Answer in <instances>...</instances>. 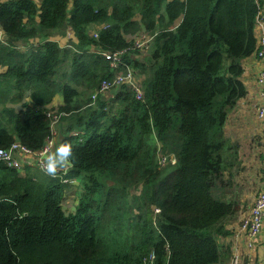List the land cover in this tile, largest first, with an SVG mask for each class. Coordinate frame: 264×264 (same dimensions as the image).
Segmentation results:
<instances>
[{"label":"trees","instance_id":"trees-1","mask_svg":"<svg viewBox=\"0 0 264 264\" xmlns=\"http://www.w3.org/2000/svg\"><path fill=\"white\" fill-rule=\"evenodd\" d=\"M257 11L256 0H0V149H42L54 111L74 161L56 178L0 161V264H218L239 207L213 188L229 163L227 115L247 94ZM69 28L76 41L53 39ZM144 33L153 39L141 60L133 38ZM121 50L144 99L123 85L93 102L116 74L104 52ZM25 93L33 104L8 106ZM57 94L62 104L49 107ZM159 150L176 162L160 167Z\"/></svg>","mask_w":264,"mask_h":264},{"label":"crops","instance_id":"crops-1","mask_svg":"<svg viewBox=\"0 0 264 264\" xmlns=\"http://www.w3.org/2000/svg\"><path fill=\"white\" fill-rule=\"evenodd\" d=\"M102 27L104 25L95 24L90 30L95 32L102 29ZM255 33L258 46L260 29L256 28ZM0 38H5L4 33L1 31ZM53 39L57 40L62 46L67 45L69 41H76L71 28L67 29L65 35H55ZM40 41L41 39H38L36 42ZM29 45H31L29 42H24L21 47L27 48ZM148 54L149 52L140 59L143 60ZM242 66L241 80L246 87L247 94L237 101L227 115L223 130L227 139L228 150L226 156L229 163L224 172L223 181H219L213 188V195L216 199L236 203L239 209L234 217L225 220L224 230L227 233L220 234L218 237L223 253L222 260L218 264H264V221L260 232L254 238H249L245 233L239 232L242 220L249 214L254 205L256 195L264 188V142L261 139L264 119H260L256 113L262 89L258 82V74L264 64L255 51L242 60ZM4 70L5 68H0V72ZM136 77L142 82V76L138 72H136ZM119 88L112 89L102 97L104 99L112 98L114 91H118ZM26 99L28 103L33 104L29 93H25L21 101L17 103L10 102L8 106H15V109H19V106L22 108ZM62 102V96L57 94L48 106H60ZM62 127L61 123L58 124L60 134L57 137V143L63 137ZM22 158L26 165L19 169L21 175H26L28 168L31 171L40 170L33 163L32 156H22ZM70 184L71 186L66 189L63 197V206L67 212L75 211L80 192L83 189L79 177L72 179ZM250 242L252 245H249ZM236 256L238 261L235 260Z\"/></svg>","mask_w":264,"mask_h":264},{"label":"built area","instance_id":"built-area-1","mask_svg":"<svg viewBox=\"0 0 264 264\" xmlns=\"http://www.w3.org/2000/svg\"><path fill=\"white\" fill-rule=\"evenodd\" d=\"M258 11L256 15V28L260 29V38L258 42V48L256 50L257 56L264 64V0H256ZM95 37L98 36L97 32L93 34ZM134 47L141 50L148 49L149 44L152 41L153 37L148 33L139 35L135 37ZM132 48V47H131ZM125 50L116 51V52H104V55L108 60H110L111 67L114 69L116 74L111 79H104L100 87L94 92L92 96L93 102L99 96H105L106 93L112 89L121 87L123 85L131 87L136 97L140 100L144 99V87L142 83L137 79L136 72L128 65H124L123 55ZM258 82L261 85V96L260 102L257 104L256 113L260 119H264V66L258 74ZM51 120V132L52 136L47 140V144L57 143V137L59 135L58 124L60 122V116L51 111L48 113ZM261 139L264 142V124L261 131ZM42 147V149L45 147ZM42 149L36 152H32L29 148L23 145L19 141L13 142L9 148L0 149V161L5 162L8 166L21 169L24 166L22 165L23 158L22 156H32L34 161L33 163L40 169V157ZM175 163L176 157L173 154L161 153L159 150L158 164L160 167L166 166L168 163ZM23 166V167H22ZM65 182L69 179H64ZM158 212V208H155ZM264 221V188L261 189L256 195L255 202L251 208L249 214L242 220V223L239 228L240 233H245L249 238H254L260 232ZM249 245H252L250 242ZM151 258H154V255H151ZM238 261V257L235 258Z\"/></svg>","mask_w":264,"mask_h":264},{"label":"clouds","instance_id":"clouds-1","mask_svg":"<svg viewBox=\"0 0 264 264\" xmlns=\"http://www.w3.org/2000/svg\"><path fill=\"white\" fill-rule=\"evenodd\" d=\"M25 103H28L27 99ZM73 163V146L70 142L62 141L45 145L41 152L39 167L46 176L56 178L59 173L70 169Z\"/></svg>","mask_w":264,"mask_h":264},{"label":"rangeland","instance_id":"rangeland-1","mask_svg":"<svg viewBox=\"0 0 264 264\" xmlns=\"http://www.w3.org/2000/svg\"><path fill=\"white\" fill-rule=\"evenodd\" d=\"M137 37H139V36H137ZM147 52H148V49H147L146 51H141V53L139 54L140 57L143 58V57L147 54ZM143 53H145V54H143ZM25 163H26V162L23 160V161H22V165L25 166V165H26ZM23 166H22V167H23ZM139 192H140L139 189H132V194H137V193H139ZM150 215H152L153 220H155V218H156L157 215H158V211L154 209L153 214H150Z\"/></svg>","mask_w":264,"mask_h":264}]
</instances>
